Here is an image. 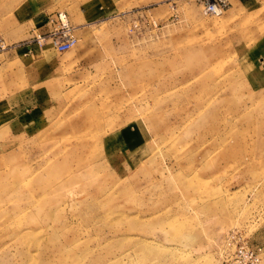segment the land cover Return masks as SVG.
Returning a JSON list of instances; mask_svg holds the SVG:
<instances>
[{
  "label": "rangeland",
  "instance_id": "374dc122",
  "mask_svg": "<svg viewBox=\"0 0 264 264\" xmlns=\"http://www.w3.org/2000/svg\"><path fill=\"white\" fill-rule=\"evenodd\" d=\"M204 3L0 0V264L264 251V0ZM45 11L78 43L23 56Z\"/></svg>",
  "mask_w": 264,
  "mask_h": 264
},
{
  "label": "built area",
  "instance_id": "2783aa9c",
  "mask_svg": "<svg viewBox=\"0 0 264 264\" xmlns=\"http://www.w3.org/2000/svg\"><path fill=\"white\" fill-rule=\"evenodd\" d=\"M226 0H205L204 10L206 13L219 15L223 12ZM42 30H35L25 43L37 45L39 48L46 47L48 44L59 53L72 49L78 43L75 34L76 26L69 20L63 11H55L46 15L42 24ZM8 44L0 37V51L6 49ZM234 245L222 259L220 264H258L262 258V250L254 247L253 243L240 240L233 235Z\"/></svg>",
  "mask_w": 264,
  "mask_h": 264
},
{
  "label": "crops",
  "instance_id": "0c3cea01",
  "mask_svg": "<svg viewBox=\"0 0 264 264\" xmlns=\"http://www.w3.org/2000/svg\"><path fill=\"white\" fill-rule=\"evenodd\" d=\"M49 13H51V11H45L43 13H40L34 19H32L33 23L31 22L32 25L29 27L26 36L23 39H21L22 42H23V48H22V50H20V49L19 50H20V52H22L23 56L35 55L36 54V56H40L42 58L43 56L47 55L48 52L56 51L55 49L52 48V46L50 47L49 44L46 47L39 48L37 45L32 46V45H28V44L25 43V41L29 37H31L33 35V32L35 30H42L41 27H42V24L45 21V18H46L45 16L48 15ZM68 70H70V69H64V71L70 72ZM55 72H58V70H56Z\"/></svg>",
  "mask_w": 264,
  "mask_h": 264
},
{
  "label": "bare ground",
  "instance_id": "6f19581e",
  "mask_svg": "<svg viewBox=\"0 0 264 264\" xmlns=\"http://www.w3.org/2000/svg\"><path fill=\"white\" fill-rule=\"evenodd\" d=\"M225 9V8H224ZM46 17V16H45ZM6 42V41H5Z\"/></svg>",
  "mask_w": 264,
  "mask_h": 264
}]
</instances>
